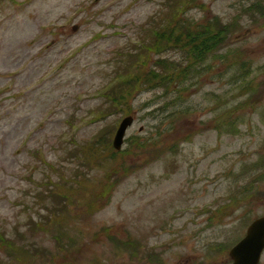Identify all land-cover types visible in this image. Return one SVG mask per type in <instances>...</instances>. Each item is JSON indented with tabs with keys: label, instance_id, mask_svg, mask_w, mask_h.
I'll return each instance as SVG.
<instances>
[{
	"label": "rangeland",
	"instance_id": "obj_1",
	"mask_svg": "<svg viewBox=\"0 0 264 264\" xmlns=\"http://www.w3.org/2000/svg\"><path fill=\"white\" fill-rule=\"evenodd\" d=\"M189 1L185 17L195 26L231 21L256 2ZM168 6H0V264H222L254 218L244 215V194L254 216L264 214V14L246 11L215 57L194 60L197 76L175 109L158 110L171 100L162 89L119 109L101 97L129 70L126 46L139 44ZM168 48L162 57L183 62L180 46ZM155 58L144 54L145 72ZM125 116L132 123L116 150ZM22 236L38 251L7 254Z\"/></svg>",
	"mask_w": 264,
	"mask_h": 264
},
{
	"label": "trees",
	"instance_id": "obj_2",
	"mask_svg": "<svg viewBox=\"0 0 264 264\" xmlns=\"http://www.w3.org/2000/svg\"><path fill=\"white\" fill-rule=\"evenodd\" d=\"M5 0H0V6ZM169 6L166 17L158 23V25L152 26L146 31L145 36H141V42L139 44L134 42L133 46L125 45L126 50L130 53L129 70L123 71L122 73L116 74L113 82L114 84L108 90H106L101 97L105 96L110 107L119 109L122 104L126 105L134 95L147 89V91L158 89L165 91L171 97V100L162 108L158 110H164L168 112L170 108L174 107L175 102L181 97V95L191 86V82L196 78L197 73L195 72L196 66H198L194 60L199 59V66L205 63L212 57H215L217 49H221L224 45L225 39L233 33V27L235 24H241L243 16L247 15V11L250 16H257V13L264 14V0H256L252 2L253 7L250 6L243 8L240 13L233 16L231 21H225L220 17H214L209 20L206 24H197L195 22L188 21L185 17L186 6L189 4V0H168ZM187 2V3H186ZM251 13H254L253 15ZM158 17V16H157ZM145 32V31H144ZM140 40V39H139ZM169 45H176L182 48L184 56L179 60H172L167 57H162L164 53L168 52ZM182 45V46H181ZM166 49V50H165ZM175 51V49H172ZM222 50V49H221ZM221 50H219L221 52ZM149 56L155 54V61L153 65L145 69L147 63L144 61L143 56ZM230 52H225L224 57L221 60H228ZM161 56V57H159ZM205 61V62H204ZM235 63H232L234 66ZM238 64V61L236 62ZM199 70V69H198ZM162 89V90H161ZM244 89L251 90L250 85ZM249 92V91H248ZM247 93V92H246ZM245 93V94H246ZM167 106H170L168 109ZM174 107L173 109H175ZM172 112V111H171ZM182 109H178L172 112L171 116L176 117L182 114ZM224 125H220L222 127ZM109 140H111V133H108ZM95 141V144L100 143ZM108 142V140L106 141ZM96 154V153H95ZM241 182H237L235 185L240 186ZM64 198L69 199L68 195L61 194ZM52 196H56V193ZM62 198V197H61ZM53 216H50V219ZM18 232V231H17ZM18 236L21 237V233L18 232ZM22 239L24 237L22 236ZM22 240V242H24ZM26 241V240H25ZM60 246L62 241L59 238ZM18 241L9 243L6 251H10L7 254L10 256L16 255L18 252H28L32 248L33 252L38 251L35 247L29 244L28 241L16 245Z\"/></svg>",
	"mask_w": 264,
	"mask_h": 264
},
{
	"label": "water",
	"instance_id": "obj_3",
	"mask_svg": "<svg viewBox=\"0 0 264 264\" xmlns=\"http://www.w3.org/2000/svg\"><path fill=\"white\" fill-rule=\"evenodd\" d=\"M132 123L131 117H126L120 124L113 140V146L120 150L124 143L127 127ZM264 248V218L255 221L249 228L247 239L233 248L231 256L234 264H245L247 260L245 251H249L252 257L246 264H257L261 251ZM248 257V256H247Z\"/></svg>",
	"mask_w": 264,
	"mask_h": 264
},
{
	"label": "flooded vegetation",
	"instance_id": "obj_4",
	"mask_svg": "<svg viewBox=\"0 0 264 264\" xmlns=\"http://www.w3.org/2000/svg\"><path fill=\"white\" fill-rule=\"evenodd\" d=\"M247 193V192H246ZM252 199V197H250L249 195H246V194H244V201L246 200V204L245 205H243L244 206V210H243V212H245V217H247V218H249V216H253L254 218L250 221V222H247V224L245 223V228H244V231H243V233L240 235L241 237L240 238H238L237 240H236V242L232 245V247L230 248V251H229V256H228V258H229V260L228 259H225L224 261H223V263L222 264H234V259L232 258V256H231V251H232V249L236 246V245H238L239 243H241V242H243V241H245L246 239H247V236H248V232H249V228H250V226L255 222V221H257L259 218H263L264 217V214L262 213V211L260 210V215L259 216H254V214H255V212H256V210H255V208L253 207V208H251V209H248V206H247V199ZM260 206H262V205H260ZM252 210V211H251ZM247 211H249V213H247ZM255 211V212H254ZM254 212V213H253ZM252 254L251 253H249V251H245V256H246V258H247V260H244V262H245V264L249 261V258L250 257H252L251 256ZM248 256V257H247ZM156 257H158V255H156L155 256V258ZM203 263V262H202ZM257 264H264V248H263V250L261 251V254H260V257H259V261H258V263Z\"/></svg>",
	"mask_w": 264,
	"mask_h": 264
}]
</instances>
